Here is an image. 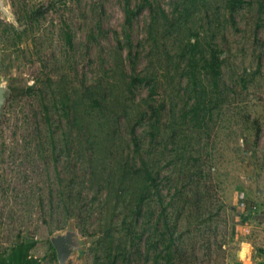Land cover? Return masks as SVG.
Returning <instances> with one entry per match:
<instances>
[{
  "label": "rangeland",
  "instance_id": "374dc122",
  "mask_svg": "<svg viewBox=\"0 0 264 264\" xmlns=\"http://www.w3.org/2000/svg\"><path fill=\"white\" fill-rule=\"evenodd\" d=\"M3 1L0 264H59L69 222L85 245L66 264H233L264 243V0H128L130 23L126 0Z\"/></svg>",
  "mask_w": 264,
  "mask_h": 264
},
{
  "label": "water",
  "instance_id": "95a60500",
  "mask_svg": "<svg viewBox=\"0 0 264 264\" xmlns=\"http://www.w3.org/2000/svg\"><path fill=\"white\" fill-rule=\"evenodd\" d=\"M0 14L9 17L6 4L0 0ZM7 100V90L5 83L0 81V118L3 117V109ZM50 242L54 248L56 258L59 264H66L67 260L77 253V258H82L84 253V241L79 237L76 229L71 222L68 223L66 229L61 232H54L50 236Z\"/></svg>",
  "mask_w": 264,
  "mask_h": 264
},
{
  "label": "trees",
  "instance_id": "16d2710c",
  "mask_svg": "<svg viewBox=\"0 0 264 264\" xmlns=\"http://www.w3.org/2000/svg\"><path fill=\"white\" fill-rule=\"evenodd\" d=\"M236 1L237 0H233L232 1L231 11H234L235 10L234 6L237 5L238 2L240 3L242 0H238L237 2ZM141 10L142 9H141L140 5H138L135 9L131 8L130 4H129V1L126 0V22L130 23L132 17L134 15H136V14H139ZM210 59H211L210 65H211V70H212V76L216 77L217 74H219V70H218L219 59H218V56H217L215 50H211ZM131 83L133 85H135V84L137 85V84H143V83H146V82H145V78L136 76V77L132 78ZM152 91L153 90H151V92ZM97 104H98L99 109L102 110V107H103L102 102L97 100ZM148 107H149L148 109L150 111L149 115L154 116L155 119L157 120L158 114H159V110L156 107L152 106V105H149ZM131 132H132L133 135H135V127L134 126H132V128H131ZM133 137H134V141L136 142V136H133ZM145 173H146L145 176L147 177V179L151 178L150 173H148L147 171H145ZM122 175H124V177H125L127 175V172H124ZM142 197L143 196H140V199H142Z\"/></svg>",
  "mask_w": 264,
  "mask_h": 264
},
{
  "label": "crops",
  "instance_id": "0c3cea01",
  "mask_svg": "<svg viewBox=\"0 0 264 264\" xmlns=\"http://www.w3.org/2000/svg\"><path fill=\"white\" fill-rule=\"evenodd\" d=\"M236 255L233 264H264V243L249 251L240 249Z\"/></svg>",
  "mask_w": 264,
  "mask_h": 264
}]
</instances>
